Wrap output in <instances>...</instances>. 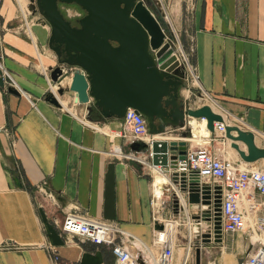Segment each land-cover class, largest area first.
<instances>
[{
    "label": "crops",
    "instance_id": "0c3cea01",
    "mask_svg": "<svg viewBox=\"0 0 264 264\" xmlns=\"http://www.w3.org/2000/svg\"><path fill=\"white\" fill-rule=\"evenodd\" d=\"M12 1L0 0V65L18 91L0 87V264H50L44 245L54 247L64 264H112L107 246L60 232L58 224L74 206L117 221L136 237L144 255L148 249L156 257L160 248L154 243V222L165 208L158 210L152 199L160 197L163 185L139 161L108 153L118 145L125 153L145 155L130 151L129 139L115 135L122 129L121 119L91 120L88 106L74 102L73 94L60 96L56 105L47 99L55 85L50 69L57 63L48 47L49 25L37 14L24 30ZM144 1L149 8L154 4L175 14L184 3L192 10L180 40L197 66L201 87L215 98L211 108L226 123L253 131L256 143L264 146V0ZM178 17L175 22H182ZM189 89L197 93L193 84ZM197 104L192 94L190 105ZM190 122L188 148L207 144L217 154L240 159L228 139L209 133L205 120ZM169 139L180 138L173 134ZM43 182L54 200L37 192ZM234 242L244 258L248 246L242 235ZM226 243L223 238V248ZM179 258L176 252L175 263Z\"/></svg>",
    "mask_w": 264,
    "mask_h": 264
},
{
    "label": "water",
    "instance_id": "95a60500",
    "mask_svg": "<svg viewBox=\"0 0 264 264\" xmlns=\"http://www.w3.org/2000/svg\"><path fill=\"white\" fill-rule=\"evenodd\" d=\"M60 3H75L84 11L75 19L76 25L64 16ZM28 8L50 28L48 47L57 58L50 80L56 83L67 72L58 94H73L74 102L86 104L88 112L91 106L97 107L105 119H121L128 107L142 114L150 143L134 140L129 150L151 153L152 166L164 170L170 181H180L182 190L188 187L190 203L199 202L200 194L202 203H208L211 188L208 184L199 188L195 180L187 184L185 173L174 171L178 160L185 158L186 138L192 136L191 118H205L210 133H214V121L224 122L225 137L242 161L264 159V146L256 143L253 131L226 123L208 104L190 105L183 70L164 41V28L144 0H29ZM0 87L18 94L14 87L5 86L1 70ZM47 99L58 104L52 94ZM173 134L180 139H169ZM162 227L154 222V229ZM215 232L214 242L220 243L218 224ZM195 264H200L199 247L195 249Z\"/></svg>",
    "mask_w": 264,
    "mask_h": 264
},
{
    "label": "built area",
    "instance_id": "2783aa9c",
    "mask_svg": "<svg viewBox=\"0 0 264 264\" xmlns=\"http://www.w3.org/2000/svg\"><path fill=\"white\" fill-rule=\"evenodd\" d=\"M72 15L79 17L80 13ZM164 30L166 32L164 41L169 44L178 62L177 67H181L185 75L188 84L185 89L186 95L191 97L194 94L198 99V104L193 107L203 104L211 106L215 98L201 87L197 66L190 61L189 52L180 43L177 31L173 27L170 32ZM0 70L5 86L15 85L10 73L2 69L1 65ZM190 84L194 85L197 93H191ZM58 87L55 83V91L53 92L51 89L50 93L59 102ZM203 120L206 125V119ZM121 121L122 129L116 131L115 135L128 138V143L134 140L150 143L147 120L142 114L128 107ZM213 126V134L224 141L226 139L224 122L214 121ZM261 135H264V131L261 132ZM108 153L118 158L137 160L152 172H162L163 174L164 170L151 165V153L145 155L125 153L118 145H114ZM174 171L184 172L187 184L189 181L195 180L199 188L203 184H208L211 187L208 203H202L203 198L200 194L199 202L192 204L188 201V187L186 186V190H182L180 181L174 183L163 174L168 182L161 188L160 197H156L154 194L152 199L154 206L159 207L158 210L167 206L173 213L180 216L178 220H175L176 227L181 223L185 225L183 250L177 263H175L176 241H172L162 219H158V222L163 224L162 229L153 230L154 243L160 248L156 257H152V253L148 249L144 255L145 251L139 249L136 237L122 230L117 221L96 218L87 212L76 209V206L66 211L61 223L56 224L59 225L60 232L69 237L107 246L114 256L112 264H195V249L202 247L204 237L214 240L216 224H218L221 235L238 232L246 234L248 250L239 264H264V167H244L241 159L234 160L224 157L215 153L214 149H211L207 144H199L192 149L187 146L185 158L178 160L177 168ZM43 185L44 182L35 187L37 192L54 200V195ZM163 189L169 193L163 194ZM164 196L166 199H163ZM177 234L178 230L175 236ZM253 236L254 238H252ZM13 246L8 245L7 248ZM44 247L48 253L50 264H64L54 247L49 245H44ZM134 247L137 251H134Z\"/></svg>",
    "mask_w": 264,
    "mask_h": 264
},
{
    "label": "rangeland",
    "instance_id": "374dc122",
    "mask_svg": "<svg viewBox=\"0 0 264 264\" xmlns=\"http://www.w3.org/2000/svg\"><path fill=\"white\" fill-rule=\"evenodd\" d=\"M15 6V12H16V18L18 20H22V22L25 24L24 30L27 28L26 21H29V23L35 22V20L38 18V13H32V11L28 8L29 0H13L12 1ZM66 4V3H65ZM64 3L60 4L59 8L65 15V17L69 18L70 20L75 21L76 16H73V13H83L81 8L75 4L72 5H65ZM73 6V7H72ZM152 12L156 15V17L162 22V26L170 32L171 27H173L178 35L179 40L181 39V31L182 27L184 28L186 26L187 16H190L192 10L187 8L186 4L184 3L182 8L178 10L179 14H175V11L169 9H166L164 7H158L154 4H152V8H150ZM172 11V12H171ZM38 14V15H37ZM175 15H181L182 22H175L178 21L179 17ZM36 19H35V18ZM28 31V30H27ZM181 43V40H180ZM55 86V85H54ZM54 92V90H53ZM261 144H264V135L261 137ZM227 145L228 151H230V148ZM232 151V150H231ZM234 151V150H233ZM230 158V157H228ZM261 167H264V162L262 161L260 163ZM259 166V167H260ZM166 188V187H164ZM169 193L166 189H163V194ZM163 199H166L164 196ZM165 209L162 210L160 217L162 220L165 221H171V220H178L180 218L179 215H176L172 212L171 209H169L167 206L164 207ZM166 209L169 210L168 213H166ZM161 211V210H160ZM178 234L174 238L176 241V252L179 254V256L182 253V246L184 244V235L186 234L185 225L181 223V225L177 226ZM242 235L243 239L246 242V234H243V232L238 233H224L222 235V241L223 238L227 241L226 244L229 246L227 248H223L222 241L220 243H215L214 240H209L208 237H204V239H208V242H205L203 239L202 241V247L200 248V251H202V259L200 260V264H237L240 263L241 260H243V255H239L237 251L240 250V248H237L234 246L236 244L234 241L237 239V236Z\"/></svg>",
    "mask_w": 264,
    "mask_h": 264
},
{
    "label": "bare ground",
    "instance_id": "6f19581e",
    "mask_svg": "<svg viewBox=\"0 0 264 264\" xmlns=\"http://www.w3.org/2000/svg\"><path fill=\"white\" fill-rule=\"evenodd\" d=\"M51 51V50H50ZM65 73V72H64ZM67 73V72H66ZM66 73L62 76V77H60L59 78V84L60 85H63L65 82H66ZM53 90L55 91V86H53ZM57 93V92H56ZM58 94V93H57ZM68 96V95H67ZM66 96V97H67ZM61 103L63 104L64 103V101H61ZM211 107V106H210ZM195 118H191L190 120H194ZM225 121V120H224ZM189 125H190V127H191V131H192V134H193V130H192V123L191 122H189ZM205 127H206V125H205ZM207 129V128H206ZM158 136H160V135H158ZM148 137V136H147ZM192 137V136H191ZM187 139H189V138H186V140ZM259 161V160H258ZM261 161H263L264 162V159H262ZM242 163H247V164H242V166H244V167H252V168H257V161L256 162H244V161H242ZM247 165V166H246ZM153 178H155L157 181H159L160 183H161V185H165V184H167V178L162 174V172L160 173V172H156V171H154L153 172ZM157 204H158V202H157ZM176 221L175 220H172V221H165V227H166V230L169 232V234L171 235V237H172V241L174 242V238L176 237L175 236V233L177 232V227H176ZM173 225H174V227H173ZM178 226V225H177ZM252 238H254V236L252 237ZM138 245V244H137ZM141 247V246H140Z\"/></svg>",
    "mask_w": 264,
    "mask_h": 264
},
{
    "label": "trees",
    "instance_id": "16d2710c",
    "mask_svg": "<svg viewBox=\"0 0 264 264\" xmlns=\"http://www.w3.org/2000/svg\"><path fill=\"white\" fill-rule=\"evenodd\" d=\"M88 116H89V118L91 120H94V121H102V120H104L103 117L100 114L99 109L97 107H95V106H91L90 107Z\"/></svg>",
    "mask_w": 264,
    "mask_h": 264
},
{
    "label": "flooded vegetation",
    "instance_id": "af4514ba",
    "mask_svg": "<svg viewBox=\"0 0 264 264\" xmlns=\"http://www.w3.org/2000/svg\"><path fill=\"white\" fill-rule=\"evenodd\" d=\"M60 4H62V3H60ZM60 4H59V6H60ZM65 4V3H64ZM72 4H75V3H71L70 5H72ZM65 5H69V4H65ZM76 5V4H75ZM78 6V5H77ZM73 7V6H72ZM82 10V9H81ZM82 12L83 13H80V16L79 17H81L83 14H84V11L82 10ZM63 13V12H62ZM65 16V15H64ZM78 17V18H79ZM71 23H72V25H76L77 23H76V21H73V20H71ZM202 259V251H200V260Z\"/></svg>",
    "mask_w": 264,
    "mask_h": 264
}]
</instances>
